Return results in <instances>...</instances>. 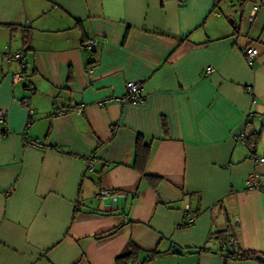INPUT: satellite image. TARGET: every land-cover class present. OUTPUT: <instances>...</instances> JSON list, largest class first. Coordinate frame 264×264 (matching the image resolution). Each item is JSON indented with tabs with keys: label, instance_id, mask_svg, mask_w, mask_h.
<instances>
[{
	"label": "crops",
	"instance_id": "0c3cea01",
	"mask_svg": "<svg viewBox=\"0 0 264 264\" xmlns=\"http://www.w3.org/2000/svg\"><path fill=\"white\" fill-rule=\"evenodd\" d=\"M240 6L0 0V264H114L133 247L136 264H263L209 240L264 256V192L244 184L253 172L264 183L251 158L264 156V0ZM7 51L25 52L27 78L12 81ZM129 81L142 103L118 101ZM65 107L81 110L55 114Z\"/></svg>",
	"mask_w": 264,
	"mask_h": 264
},
{
	"label": "built area",
	"instance_id": "2783aa9c",
	"mask_svg": "<svg viewBox=\"0 0 264 264\" xmlns=\"http://www.w3.org/2000/svg\"><path fill=\"white\" fill-rule=\"evenodd\" d=\"M245 0H235V4L237 5L236 11L239 15H242L243 10L242 7L240 6ZM259 5L258 4H253L248 11L247 15L245 16V21L248 24H253L257 15V12L259 10ZM97 38L96 37H89L86 40L82 42V49L86 52H93L95 49V46L97 44ZM256 50L252 45H248L243 48V55L245 57V60L248 63H251L253 59L256 57ZM5 55L8 57V60H13L17 63L18 69L13 71L11 73L12 81L17 82L21 81L25 78H27V71L29 68V64L25 59V52L24 51H15V52H6ZM89 71H91L89 69ZM214 71L213 67L208 66L205 69V74H211ZM118 101L121 104H128V103H142L144 101L143 96L141 94V85L138 82H132L129 81L125 85V93L121 97L118 98ZM78 108V109H77ZM73 110H78V112L81 110V107H65V108H58L55 112L57 115H62L69 113ZM5 109L0 108V128H2L5 124ZM29 113L31 111L29 110ZM240 139L244 144H246V140L244 139L243 136L241 137H235V140ZM23 143L25 145L41 149L45 147L43 144L42 140L39 138H23ZM250 151L253 153V148L250 146ZM251 158L254 159L257 163H262L264 161V156H254L251 154ZM94 154L89 155L85 159L86 163V169L89 172H92L94 170L93 165H94ZM245 187L250 190H257V191H263L264 192V183H262L259 179V175L256 172H253L247 179L244 181ZM97 197L101 198H106V197H113L115 194H113L110 190L108 189H102L98 192L96 195ZM194 222V217L188 218L186 221L187 226H190ZM210 241H216L219 248L221 250H227L229 247L235 245V239L234 237L230 235H219L217 233L211 234L209 237ZM128 264H136V263H128Z\"/></svg>",
	"mask_w": 264,
	"mask_h": 264
},
{
	"label": "trees",
	"instance_id": "16d2710c",
	"mask_svg": "<svg viewBox=\"0 0 264 264\" xmlns=\"http://www.w3.org/2000/svg\"><path fill=\"white\" fill-rule=\"evenodd\" d=\"M258 134H252L248 137V145L250 144H255L257 142V136ZM138 145V143H137ZM139 148H140V144H139ZM143 148V147H141ZM146 155L145 154H142L140 155V157H137L136 161H135V168L138 169V171H140L142 174L144 173V169H145V165H146ZM149 179L153 180L154 181V178L153 177H148ZM219 234V233H217ZM224 233H220L219 235H223ZM135 249L134 247L132 248V251L125 255V256H121V257H118L116 258L115 260V263L114 264H128V263H131L130 261L134 259V256L137 254V252H134ZM220 251H226L228 252V256L229 257H233L235 259H254L258 256H261V255H258L256 252L254 251H242V250H239V249H235V250H231L230 249H227V250H221Z\"/></svg>",
	"mask_w": 264,
	"mask_h": 264
},
{
	"label": "water",
	"instance_id": "95a60500",
	"mask_svg": "<svg viewBox=\"0 0 264 264\" xmlns=\"http://www.w3.org/2000/svg\"><path fill=\"white\" fill-rule=\"evenodd\" d=\"M257 259L264 264V256H262V255L261 256H258Z\"/></svg>",
	"mask_w": 264,
	"mask_h": 264
}]
</instances>
